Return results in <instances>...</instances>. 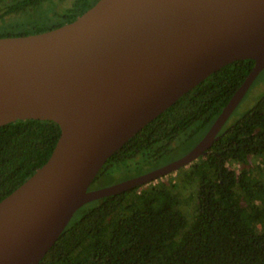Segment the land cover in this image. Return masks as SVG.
Wrapping results in <instances>:
<instances>
[{
    "label": "water",
    "instance_id": "1",
    "mask_svg": "<svg viewBox=\"0 0 264 264\" xmlns=\"http://www.w3.org/2000/svg\"><path fill=\"white\" fill-rule=\"evenodd\" d=\"M244 60L255 62L252 72L190 152L90 189L149 123ZM263 71L264 0H99L60 28L0 38V128L47 120L61 129L47 163L0 202V264H39L87 204L147 186L207 155Z\"/></svg>",
    "mask_w": 264,
    "mask_h": 264
},
{
    "label": "trees",
    "instance_id": "2",
    "mask_svg": "<svg viewBox=\"0 0 264 264\" xmlns=\"http://www.w3.org/2000/svg\"><path fill=\"white\" fill-rule=\"evenodd\" d=\"M65 1L0 0V38L60 28L99 0L52 9ZM254 65L237 61L211 75L117 151L95 180L115 165H150L202 139ZM230 119L207 155L180 170L181 181L160 179L87 204L39 264H264V97ZM60 135L47 120L0 128V202L47 163Z\"/></svg>",
    "mask_w": 264,
    "mask_h": 264
},
{
    "label": "rangeland",
    "instance_id": "3",
    "mask_svg": "<svg viewBox=\"0 0 264 264\" xmlns=\"http://www.w3.org/2000/svg\"><path fill=\"white\" fill-rule=\"evenodd\" d=\"M73 0H67L62 3L53 4L51 7L52 9H63L71 5ZM48 8V7H47ZM264 97V71L259 75V77L254 82L253 86L248 91L247 95L245 96L244 100L241 102L237 110L232 115L229 124H233L237 120L241 119L245 114H247L249 111L253 109V107ZM203 138V137H202ZM201 136H198L196 140L189 143L188 145L183 146L182 148H179L177 151H175L172 154H169L165 157H163L161 160L156 161L150 165H140V164H122V165H115L111 167L110 169H107L103 171L93 182L91 185V190H99L103 188H108L111 186H114L116 184H119L121 182L127 181L129 179L141 176L143 174H146L148 172H151L153 170H156L162 166H165L171 162H174L181 157H183L193 146L196 141L200 140ZM258 165L259 161L255 160L253 162V165ZM235 164H230V167L238 169ZM183 179V173L180 171L169 175L165 178H163V181L168 180H174V182H179ZM157 182V181H156ZM178 191L182 192V188L179 187ZM188 195L187 193L184 196Z\"/></svg>",
    "mask_w": 264,
    "mask_h": 264
}]
</instances>
